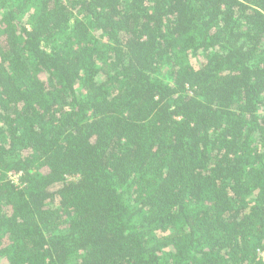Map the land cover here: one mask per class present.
I'll return each instance as SVG.
<instances>
[{"label":"trees","instance_id":"trees-1","mask_svg":"<svg viewBox=\"0 0 264 264\" xmlns=\"http://www.w3.org/2000/svg\"><path fill=\"white\" fill-rule=\"evenodd\" d=\"M263 252L264 0H0V264Z\"/></svg>","mask_w":264,"mask_h":264},{"label":"built area","instance_id":"built-area-1","mask_svg":"<svg viewBox=\"0 0 264 264\" xmlns=\"http://www.w3.org/2000/svg\"><path fill=\"white\" fill-rule=\"evenodd\" d=\"M11 178L14 180L15 178H17V176H11Z\"/></svg>","mask_w":264,"mask_h":264},{"label":"rangeland","instance_id":"rangeland-1","mask_svg":"<svg viewBox=\"0 0 264 264\" xmlns=\"http://www.w3.org/2000/svg\"><path fill=\"white\" fill-rule=\"evenodd\" d=\"M14 181H15V182H17V178H15V179H14ZM262 255L264 256V252H263V254H262Z\"/></svg>","mask_w":264,"mask_h":264}]
</instances>
